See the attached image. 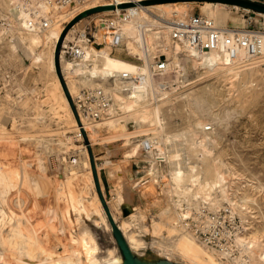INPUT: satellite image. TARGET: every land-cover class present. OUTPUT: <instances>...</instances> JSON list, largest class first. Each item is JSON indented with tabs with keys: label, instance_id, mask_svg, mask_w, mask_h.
<instances>
[{
	"label": "bare ground",
	"instance_id": "bare-ground-1",
	"mask_svg": "<svg viewBox=\"0 0 264 264\" xmlns=\"http://www.w3.org/2000/svg\"><path fill=\"white\" fill-rule=\"evenodd\" d=\"M204 4L205 5L202 6L203 12L206 13L210 19L214 20V22L217 26H224L227 23L229 15L227 13H224L220 8H217L218 6L224 7V6H226V4L210 3V2H205ZM91 5H95V3L91 4ZM171 6H172L171 4H155V5H147V6L141 5L140 3L135 4V7L138 8L137 14L131 20L127 21L126 23H124L122 25L123 36H124L123 42H124L127 50H129L131 53L143 56L142 58L145 57L147 59H148V56L150 58V56L152 55V52H153L152 50H155L158 48H160L158 51H163V52L167 53V58H166L167 69L164 71V72L167 71V73L169 75L167 77H163L160 73L157 76L152 77L151 76V71H152L151 69L156 71V65L153 62H152L153 63L152 65H149V59L147 60L146 65L144 63V66H140L137 64H133V63H128L122 59H118V58L113 57L112 56V50L109 47H101L100 49L99 48L97 49L88 43H86L84 45L81 43L84 54L79 60H74L72 62H66L65 61V59H64L65 58L64 47L67 46V44H68L72 34L74 33V31L78 27L84 25L88 21V19L100 17L102 15L112 14L113 11H110V10L103 11L101 13L94 14L90 17L83 18L79 22H77L67 32V34L64 38L63 44H62V48H61L60 66H61V71H62L63 77H64L65 82L67 84V88L69 90L70 96L73 99V97L77 93V89L79 87L76 88V84L74 83L75 80L73 79L74 82H72L73 81L72 79H71L72 81L69 80L68 75H74L77 77L86 78V80L84 79L85 83L87 82V86L85 85L86 87L104 88L107 91V93H109L111 96L112 106L109 110V114L111 116L107 119L106 122L104 121L105 123H103V127H101L100 124L89 123L86 120H84L83 118H80L81 123H82V127H80V125H78L76 118L74 117V114L70 108L68 99L64 93V90L62 89V86L60 84V80L56 74L55 63H54V54H55L56 45H57L59 38L62 34V31L64 29L63 26L52 25L47 31H42V32L26 31L24 20L12 12L11 0H0V17H5L8 20V25H9V27H7V28L0 29V46L7 47L9 52H10L9 53L10 55L15 54L17 51H20L27 58L33 60V62L36 64H40L43 61H45L44 60L45 56L48 57L47 55L49 54V57H48L49 61L48 62H49L50 68L47 67V64H46V67L49 68V70H52V72L54 73V75H53L55 77L54 88L58 94V96H57L58 97V105H59V107H62L64 109V111L66 112V116L68 118V120H66V121H68L71 125L76 127L78 134H80L81 129H83L86 132L88 139H89L92 146L94 145L95 142L100 141V140H104L103 142H108L109 144L112 142L122 140V141H124L122 146H120V147L116 146L117 148L111 147V149L113 150L115 148L114 150H118L121 154L126 155V157L131 158V157H140L141 156L145 159L148 158L150 160V156L143 152V142H141L139 144L134 143V142L131 143L130 140L137 138V137H140V136L144 137L145 135H151V137L143 138L142 140L147 139L149 142H151L153 147H154L153 151H156V152L161 151L163 153V158H164L165 163L167 165L171 164V166L168 169L169 172L167 171L168 173H165L168 175L167 177L169 178V186H168V188L164 187V189H163L164 191H162V192H164V195L163 194L162 195L166 199L165 201L167 202V204L165 202L166 207L162 208L159 215H157L160 217V221L154 222L152 224V226L147 228L148 231L151 234L156 235V234H158L159 231H161L162 226H165V225L169 226V225L173 224V225H171L172 226L171 228H173L174 231H176V233L178 234V237H177L176 243L174 245H171L170 249H172L173 251L180 254L182 257L189 260L192 264H225L223 262V260L224 259H228V260L230 259L229 256H225L227 253H221L217 250L211 249V248L205 246L204 244H202L200 241H198L197 239H195L192 236V234L188 230L187 225L183 221V217H184V215H186L185 211H184V209H186V207H183V205L186 203L187 204V211H189L191 206H193V204H196V203H193V200L194 201L196 200L198 202L197 206L200 204L199 202L203 201V202L211 205L212 209L214 208L215 210H217L218 207H216L217 206L216 203L218 202V200H216V197L218 195L216 196L215 192L218 190L220 192L221 196L223 198H225L228 203H230V206L233 209L232 211L239 213L241 215L244 212V208L247 207L250 203L254 202L252 199L253 197L251 198L246 193H242V192L241 193L239 192V194L238 193L233 194V191H232L233 197H231V194H230L231 192H229L227 190L228 186L226 185L228 180L226 182L225 176H223L221 173L222 161L216 162L215 159H214V161H211L210 159H208V154H210V153H207L206 150H203L202 148H200V149L198 148L201 153H199L196 156L197 161L193 165H191L189 163L188 164L184 163V161H182V158H181L182 154L180 153L179 148H174L173 150H171V149L169 150L168 146H165V145L172 142L174 139L178 138V139H185L187 141V147H186L185 151H187L189 155H192L193 153L197 154L196 148L194 147L195 141H193L195 139H193V138L198 133L196 134L197 131L193 134H191L190 131L178 132V133L170 132L167 129V126L165 125V123H167V122L162 121L161 117H160V110H161L160 105L162 103H160V105L154 107L153 102L152 103L150 102L148 96L150 94V90L152 91L154 82H156L157 80H164L165 81V80L169 79L173 72L175 73L176 76L179 77V76H182L189 68H196L197 66H203L205 68L206 67L216 68L217 70L220 69L223 72H225V74H226V72H232L235 75H238V73L246 71L245 69H243V67H245V66L247 67V65L256 64V63H259L261 61H264V32L261 34V37H262V47H261L262 56L253 59L249 63H247L245 60L246 56H245L244 51L238 52V58L234 59V60L229 59V57L222 51L208 52V53H203V54H198V53H194V52H187L185 50V48H183L179 45H171V44L169 45L168 44L169 43L168 34H169L170 29L174 27L175 23H177L178 21L186 19V17L188 16V15H185V14H187L186 11L178 10V8L177 9L176 8H169ZM174 6H175V4H173V7ZM235 7H238V6H235ZM128 9H130V8H128ZM147 12H152L155 15H157V17L165 18V19H161V20L166 22V24L163 22L161 23L159 21L152 20L151 17L150 18L148 17ZM183 15H185V16H183ZM157 17H156V19H157ZM171 17H175V18L173 19ZM176 20H177V22H176ZM153 21L157 25H155V28L151 30V28L150 27L148 28V26L152 25ZM140 29H142V30H140ZM100 31L102 33L103 30H100ZM40 34L42 36H45L46 39H42ZM161 38H163V39H161ZM44 40L45 41L48 40V42H50V41L52 42L51 50H50V52L47 51V52H49V53H47V55L44 53V51L38 50L40 48L41 43L42 42L44 43ZM51 42H50V44H51ZM2 50H3V48H2ZM47 50H49V49H47ZM22 53H21V55H22ZM161 55L164 56L166 54L161 53ZM6 57H7V55H6ZM10 57L12 58L13 56H10ZM1 58L2 57L0 56V59ZM17 58H18V56H17ZM151 60H152V58H151ZM9 61H10V59H9ZM40 66L43 67L42 65H40ZM42 69L44 70L46 68H42ZM46 71H43V72H46ZM164 72H162V73H164ZM212 72H213V69H212ZM188 73H190V72H188ZM259 73L260 72H258V74ZM205 74H206V72H205ZM214 74H215V70H214ZM242 74H244V79H248V77L253 75V72H245ZM254 74H255V71H254ZM51 75H52V73H51ZM140 75H145L147 77L145 78V80L143 82L138 83L134 80V77H137ZM201 75L202 74H199L200 77H201ZM46 76H47V73H46ZM44 77H45V75H44ZM44 77L42 79H44ZM187 77H189V76L187 75ZM49 79H51V78H49ZM184 79H185V77H184ZM176 80H177V78H176ZM108 81L113 82V84H114L113 88L106 87L105 83H108ZM102 82H105V83H102ZM45 83L48 84L49 81H48V83L47 82H45ZM51 83H52V81H51ZM160 83H158V84L160 85ZM248 83H250V82H248ZM158 84H156V85H158ZM210 85L212 86V83ZM108 86H109V83H108ZM51 87L53 88L52 85H51ZM51 87H49V88H51ZM126 89L129 91L125 92ZM48 91L46 88V92H48ZM50 92H52V90H50ZM209 93H210V91L206 92V90H205V92L204 91H199L197 93H191L190 92L188 94V98H189L188 99V104H189L188 107L190 108V112H191L190 117L197 122V126L198 127L200 126V128H204V126H206L205 124L207 122H205L206 121L205 119H207V117L208 118L212 117V120H215V121L219 119V116H218L219 113L216 114L213 112V110L211 108H207V106L209 105L208 99L214 97V96H212L213 94H209ZM240 93L242 95H244L245 90H242ZM54 95H56L55 92H54ZM114 95H116L115 104L113 103L114 102V100H113ZM152 96H153V91H152ZM152 96H151V100H152ZM168 96H169V94H168ZM171 96H173V95L171 94ZM57 97H56V99H57ZM241 97H243V96H241ZM53 98H54V96H53ZM53 100H55V99H53ZM51 102H52V100H51ZM165 102L170 103L169 98ZM56 104L57 103H55V106H57ZM113 104H114V107L116 105L117 108H119L121 111H123V113H122V115L124 114L123 116L117 112L118 110L117 111L115 110V108L113 107ZM151 104H153V105H151ZM210 107H212V106H210ZM40 108H41V106H40ZM53 108H54V110L58 111V109H55V107H53ZM180 109H181V107H180ZM170 110H172V109H170ZM37 111H39V110H37ZM37 115H38V113H37ZM254 115L255 114H253V116ZM165 118H167V117H165ZM125 119H134V120H137L138 122H141V123H150L151 128H149L147 130L145 129V131L141 130L142 132L136 131V133H131V134L129 133L128 134V133L120 130V129H122V127H124L121 125V122H122V120H125ZM209 121H210V119H209ZM30 123H32V122H30ZM152 126H154V128ZM185 126H187V123L185 124ZM102 128H105L106 130L111 129V131L112 130L114 131V134L112 133V135L110 134L111 136H109L107 138L100 139L99 138V131ZM202 133L204 134V132H202ZM198 135H200V134H198ZM32 136H33V134H32ZM188 136H190V137H188ZM215 136L216 135L213 134V132L209 136H207V135L199 136L198 140L201 139V141H199L198 144L196 142V144L199 147H201V146L203 147V145H204L203 143H205L207 140H208L207 142H209V140H212ZM36 139L31 137V136L30 137H22L21 140L10 138V140H8L6 143L7 145L4 143L5 146L3 147V145H1L2 147L0 149L2 151V154H3V152H8V151L10 152L11 150H13V151H15L16 155L18 156V154L21 155V153H23V151H24L23 150V147H24L23 143L24 142L32 143L31 144V147H32V145L38 143L36 141ZM5 140H6V137H5ZM41 142L43 143V141H41ZM49 142L50 141H48V143ZM70 144L68 142L66 143L64 140L63 143L60 142V145L58 148H60V150H62V151L66 150L69 148ZM28 145H30V144H28ZM56 145H58V143ZM34 146H33V148H34ZM176 146H178V145H176ZM234 147L237 148V146H235V144H234ZM73 149H74V146H73ZM163 149H166L167 152L163 151ZM27 151L29 152V150H27V149H26V152L24 151L25 154L27 153ZM84 151L86 153V149H84ZM31 152H32V150H31ZM140 152H143V153L141 154ZM187 152H185V154H187ZM236 154H238V153H236ZM22 155H21V157H22ZM86 156L87 157H86L85 164L89 168V173L87 172V174H89V179L91 181L92 187L94 188L95 204H94V207L92 209L89 206H87L88 203H84V204H86V206L83 205L84 207L82 208L80 206V204L82 202H78L74 198L71 200V202H69V207L63 208L64 207L63 206L62 210L58 209L59 208L58 203H57L58 207H56V208H55V206H54V208H52V206L50 208H47L45 201L42 200V202L44 201V206H45V208L43 207L44 208L43 209L42 207H40V205H38V202H37L41 198L38 197L37 200L33 199L36 194L38 196V194L41 193L40 191H42V189H39V193H38V190H36L37 187L34 186L36 184H33V181L35 179H32L31 176L28 175V172L25 169V167H27V166H25L24 163H23V165L20 164L21 168H20V170L18 169L15 171V174L13 175L14 177L3 172L0 168V194L2 197L6 198V199L9 198V196H12V203L13 204H10V207L12 205V209H16V207H17V209L19 210V219L14 224H11V227H10L8 233L2 234L0 236L1 241L5 242L10 247L9 254L8 255H6L7 253L5 254L7 257L11 256L12 260L14 259V261H16L18 264H43V263L44 264H103L106 262H110L112 260L115 262H119V260L117 258H115L114 250H107L106 255L104 257L99 256V251H100L99 244H98L96 238L94 237V235L92 234V232L90 230H88V228L83 229L81 231V233L76 235V236H73L70 232L71 229L74 228V227L71 228V224L75 221L72 217V215H73L72 213L79 211V210L83 211V213H86L88 218H91L90 214L93 211L96 215L99 216L98 219H94V224L96 226H100V224L102 222H104L105 225L108 228H110L108 221L106 219V215L104 213L103 207H102L101 202L99 200L98 194L95 190V185L93 182L92 171H91L90 162H89V156L87 155V153H86ZM196 157H194V158H196ZM19 158H20V156H19ZM29 158H30V156H29ZM237 159H238V157H237ZM190 160H191V158H190ZM38 161H39V166L44 167L43 159L40 158V159H38ZM77 162H78L77 158L71 159L72 164H77ZM5 163H7V162H5ZM5 163H4V165H5ZM108 164H109V162H108ZM34 168H35V166H34ZM226 168H228V167H226ZM4 170H6V168ZM98 170H99V167H98ZM70 171L71 172H70L69 176H72V178H73L76 175L75 169H71ZM158 171H159L158 164H153L152 172L150 174L155 175V173H157ZM112 172H113V170H112ZM60 173H61V170H60ZM45 174L47 176L49 173L46 171ZM112 174L114 176V173H112ZM115 174H116V172H115ZM223 174H224V172H223ZM49 175H51V174H49ZM55 175L56 174H54V176ZM121 175L122 174H120V176ZM52 176L53 175H51L50 177H52ZM54 176H53V178H55ZM79 176H80V174H79ZM116 176L117 175H115V177ZM123 176H125V175H122V177ZM48 177H47V179H48ZM57 177H56L55 181L58 184ZM86 177H87V175H86ZM33 178H34V174H33ZM38 178H40V176ZM61 178H63V175ZM74 178H76V176ZM228 178H229V176H228ZM31 179L33 181H31ZM230 179H231V177H230ZM69 180H70V178H69ZM114 180H115V178H114ZM119 180H120V177H119ZM35 181L37 182L38 180H35ZM35 181H34V183H35ZM50 182L54 183L51 179H50ZM64 182H65V180H64ZM60 183H61V181H60ZM67 183H69V182L67 181ZM117 183H120V182L118 181ZM48 184H49V180H48ZM63 184L65 186V188H63L61 186V189L63 188V192H64V189H66L68 191V188L66 187L67 184L65 185V183H62V185ZM233 184H235V183H233ZM54 185H56V183H54ZM36 186H38V185H36ZM50 187H51V184H50ZM245 187H247V186H245ZM261 187H263V186H260V188ZM70 188H73V186L72 187L70 186ZM101 188L103 190L102 185H101ZM55 189L53 188L52 190H55ZM251 189H252V187H251ZM69 190H71V189H69ZM59 191H60V189H59ZM121 191H122V189H121ZM244 191L245 190H243V192ZM48 192H50V191H48ZM63 192H62V194H63ZM53 193H54V191H53ZM250 193H252V192H250ZM60 194H59V196H60ZM72 194H74L76 196L74 191L72 192ZM40 196L44 197L45 195H43L41 193ZM50 197H52V195ZM120 197H121V195H120ZM149 197H152V194ZM218 198H219V196H218ZM27 199L29 200V203H30V201L32 203L33 207H31L32 209H29V210L34 211L33 214H32V212H31V214L28 213L30 211L27 212L28 209L25 208L26 205L28 204V203L25 204L28 201ZM55 200L53 199V201H55ZM39 201H41V200H39ZM121 201H122V199H121ZM221 201H222V199H221ZM56 202H57V200H56ZM93 202L94 201L92 199V204H93ZM122 202L124 203V201H122ZM7 203H8V201H7ZM61 203H62V201H61ZM42 204H41V206H42ZM49 204L50 203H48V205ZM219 204H220V202H219ZM24 208H25V210H24ZM60 209H61V207H60ZM191 210H193V209H191ZM215 210H212V211L215 212ZM245 211H247V209ZM249 212H250V214H253V213H251V211H249ZM190 213H191V211H190ZM11 214H12V211H11ZM12 217L15 218L16 215L14 216L12 214ZM113 217L116 220L114 214H113ZM241 218H242V222L244 221L246 223V225L242 229H240L241 231L239 232V234L236 235V242L243 246V252H241L240 255L243 253L244 254L247 253L248 260H243V256L242 257L236 256V258H234V261L236 260L237 264H247V263L248 264H254V263H252L253 262L252 259L253 260L257 259L259 262H261V264H264V243L261 240V238L264 236V233L262 234V231H264V216H262L263 224L259 228H257V227L254 228L253 226H251L246 215L241 216ZM76 222H77V220H76ZM122 226L123 225H120V228L122 230L125 226L127 227V225H125L124 227H122ZM170 233L172 234V232H169V235H170ZM127 240L131 244V246L135 247V248L136 247L139 248L143 245L142 240L135 238V237H129ZM161 242H163V241H161ZM23 246H25L27 249L26 250L23 249ZM58 247H62L63 251L58 252V250H57ZM255 249L259 250L258 254L255 253ZM9 258L7 259L5 257L4 259H7V261L9 260V262H10L11 258L10 259ZM23 258H26L28 262L25 261ZM226 264H227V262H226Z\"/></svg>",
	"mask_w": 264,
	"mask_h": 264
},
{
	"label": "rangeland",
	"instance_id": "rangeland-1",
	"mask_svg": "<svg viewBox=\"0 0 264 264\" xmlns=\"http://www.w3.org/2000/svg\"><path fill=\"white\" fill-rule=\"evenodd\" d=\"M250 1H254V2H257L260 4H264V0H250ZM204 3L205 2H202V3L201 2H186V3L185 2H182V3L176 2V3H166V4L172 5L169 8H176V9L178 8V10L186 11L187 14H185V15L200 14V15H204V16L209 17L202 10V6L205 5ZM173 4H175L174 7H173ZM217 8H220L224 13H227L229 15L227 23L224 26H218V27H235V28L245 27V28H249V29H253V30H260V31L264 32V14L255 12V11L250 10V9H244L241 7H235V6H230V5H226L224 7L218 6ZM147 15L149 18L151 17L152 20H156V21H159L161 23L163 22L166 24V22L161 20V19H165L163 17H157V15H155L152 12H147ZM185 15H183V16H185ZM111 16H112V14H107V15H102L100 17L88 19V21L84 25L78 27L74 31L69 42L73 39V37L77 31L81 30L82 28H85L89 23L92 22V24H94V22H98V19H100V18H103V19L111 18ZM156 17H157V19H156ZM0 18H5V17H0ZM171 18L174 19L175 17H171ZM155 25H157V24L154 23V21H153V24L149 25L148 28L150 27L152 30L155 28ZM61 26H63V25H61ZM65 26H64V28H65ZM41 37H42V39H46L45 36L41 35ZM161 39H163V38H161ZM47 42H48V40L47 41L44 40V43L42 42L40 45V48L38 49L40 51H44V53L46 55H47V53L50 52L51 46H52L51 41H50L51 44H50V42H48V43ZM93 47H95V46H93ZM101 47H107V46H100V47H95V48L100 49ZM2 48H3V50H2ZM47 49H49V50H47ZM159 49L160 48L152 50L154 53L152 52V55L149 58V62L150 61L153 62L154 60L153 59L151 60V58L156 57V56L158 57L159 55H161V53L166 54L164 56H166V58H167V53L163 52V51H158ZM47 51H49V52H47ZM19 52L20 51H17L15 54L10 55L9 54L10 52H9L7 47L0 46V56L2 57L0 59V138H1L0 139V148L2 147L1 145H3V147H4L5 144L7 143V141L10 140V138L21 140L22 137H30L31 136L35 139L37 138L36 141L38 143L34 144L35 146L32 145V147H31L32 143L24 142L23 143V146H24L23 150L26 152V149H27V150H29V152L27 151L28 154L27 153L25 154V152L22 150L24 153V154L21 153V155L23 154L22 157L20 154H18V156H17L15 151H13V150H11L10 152L9 151L3 152V154H2V151L0 149V168L3 172L14 177L13 175L15 174V171L18 169L20 170L21 165H23V163H24L25 166H27V167H25V169L28 172V175L31 176L32 179L38 180L37 182L34 180L35 181V183H34V181L31 179V181H33V184H36L39 186L38 187V186L34 185L35 187L38 188V189L36 188V190H38V193H39V189H42V191H40V192L43 195H45L44 197H42V196H40L41 193H39L38 196L36 194L35 197L33 198L35 200H37L38 197L41 198V199H39L41 201L38 200L37 202H38V205H40V207H42V208L43 207L45 208V206H44V201H45L47 208H50L51 206H52V208H54V206L56 208V207H58V205H57V203H58L59 204L58 209L62 210L65 207H69V202H71V200L74 198L76 201L82 202L80 204V206L82 208L84 206H86V204H84V203H88L87 206H89L92 209L94 207V204H95V197H94V188L92 187L91 181L89 179V174H87V172L89 173V168L85 164L86 157H87L86 153L88 155L87 146L84 142L81 131H80V134H78L76 127L71 125L68 121H66V120H68V118L66 116V112L64 111V109L62 107H59V105H58V97H57L58 94L54 88V80H55V77L53 76L54 73L52 72V70H49V68H50L49 62H48L49 61V59H48L49 54L47 55L48 57L45 56V59H44L45 61H43L40 64H36L33 62V60L27 58L22 52H20V53ZM21 53H22V55H21ZM117 53H120L121 55L125 56L128 60L131 61V62L126 61L128 63H133V64H137L140 66H144L143 60L147 61V59H145V57L142 58L143 56L136 55L134 53H131L129 50H127L124 42L120 47L113 50L112 56L117 58ZM6 55H7V57H6ZM10 56H13V57L11 58ZM17 56H18V58H17ZM260 56H262V54ZM9 59H10V61H9ZM64 59L66 62L74 61L71 57H69L66 54H65ZM153 63L155 64V62H153ZM46 64H47V67H49V68L46 67ZM40 65H42L43 67H41ZM42 68H46V69L43 70ZM212 69H213V72H212ZM243 69H245L246 71L240 72V73H238V75H235L232 72H226V74H225V72H223L220 69L217 70L216 68H209V67L205 68L203 66H197L196 68H189L187 71L190 73H188L186 71L182 76H179V77L176 76L175 73L173 72L169 79H167L165 81L164 80H157L156 82H154V85L152 88L154 97L152 96L151 90H150V94L148 96L150 102L151 103L153 102L154 107L158 106V105H160V103H162L160 105V109H161L160 110V117H161L162 121L167 122V123H165V125L167 126V129L170 132L178 133V132L190 131V133L193 134L197 131L196 134L197 133L200 134V135L197 134L193 138V139H195L193 141H195L194 147L196 148L197 154L193 153L192 155H189L188 152L185 151L186 147H187V141L185 139L176 138L173 140L174 142L172 141V142L168 143L167 145H165V146H168L169 150L170 149L173 150L174 148H179L180 153L182 154V157H181L182 161H184V163H187V164L189 163L191 165L196 163V161H197L196 156L199 153H201L199 151V149L202 148L203 150H206L207 153H210V154H208V159H210L211 161H214V159H215L216 162L222 161L221 173L223 176H225L226 182L228 180L226 185L228 186L227 190L229 192H231L230 193L231 197H233L232 191H233V194H237V193L239 194V192L240 193L242 192V193H246L251 198L253 197L252 199L254 202L250 203L247 207H245L247 209V211H245L246 209L244 208L243 214L240 215L239 213H236L233 211V214L235 215V219H236L235 223H233V225H232L234 232H236L239 227H240V229H242L246 225V223L244 221L242 222L241 216L246 215L251 226H253L254 228H256V227L259 228L263 224L262 216H264V212H263L264 211L263 210L264 209V70H263L264 69V61H261V62L256 63V64L247 65V67L245 66V67H243ZM214 70H215V74H214ZM43 71H46V72H43ZM204 71L206 72L207 75L205 74ZM254 71H255V74H254ZM245 72H253V75L250 76L251 78L248 77V79H244V74H242V73H245ZM258 72H260V73L258 74ZM46 73H47L48 77L46 76ZM51 73H52V75H51ZM160 74L163 77L169 76L167 71L164 73H160ZM199 74H202L201 77L199 76ZM44 75H45V77H44ZM187 75L189 77H187ZM43 77H44V79H42ZM184 77H185V79H184ZM49 78H51V79H49ZM68 78H69V80H71V79L75 80V82H74V80L73 81L71 80V81L76 84V88L79 87L77 89V92L81 88H87L86 87L87 82L85 83L86 78H84V77L81 78V77H77L74 75H68ZM176 78H177V80H176ZM252 79L253 80L255 79V80L253 81ZM50 80L52 81V83ZM48 81H49V83H48ZM45 82H47L48 84H46ZM248 82H250V83H248ZM102 83H105V82H102ZM108 83H109V86H108ZM108 83H105L106 87H108V88L114 87V84L112 81H108ZM158 83H160V85ZM211 83H212V86L210 85ZM156 84H158V85H156ZM51 85L53 86V88L51 87ZM48 86L51 88H49ZM46 88H47V91L49 90L48 92H46ZM102 89H104V88H102ZM241 89L245 90L244 95H242L240 93L242 91ZM50 90H52V92H50ZM205 90H206V92L210 91L209 94H213L212 96H214L213 98L208 99L209 100L208 101L209 107L207 106V108H211L213 110V112L216 114L219 113L218 114L219 119L215 121V120H212V117L211 118L207 117V119H205L206 120L205 122H207L205 124L206 126H204V128H200V126L199 127L197 126V122L190 117L191 112H190V108L188 107V105H189L188 104V99H189L188 94L190 92L191 93H197L199 91L205 92ZM54 92L56 93V95H54ZM168 94H169V96H168ZM171 94L173 96H171ZM150 95L152 96V100H151ZM53 96H54V98H53ZM241 96H243V97H241ZM56 97H57V99H56ZM168 98L170 100V103L165 102V101H167ZM53 99H55V100H53ZM51 100H52V102H51ZM113 100H114L113 103L115 104L116 95H114ZM55 103H57L56 104L57 106H55ZM114 104H113V107H114ZM153 104H151V105H153ZM40 106H41V108H40ZM210 106H212V107H210ZM53 107H55V109H58V111L54 110ZM180 107H181V109H180ZM114 108L116 111L118 110L117 112L119 114L122 115L123 111H121L119 108H117L116 105ZM170 109H172V110H170ZM37 110H39V111H37ZM37 113H38V115H37ZM253 114H255V115L253 116ZM165 117H167V118H165ZM209 119H210V121H209ZM104 121L106 122L107 119H105ZM104 121L94 122V123L100 124L101 127H103V123H105ZM30 122H32V123H30ZM186 123H187V126H185ZM121 125L124 127H122V129H120V128L119 129L121 131L128 133V134L129 133L130 134L136 133V131L142 132L141 130L145 131V129L147 130V129L151 128L150 123H141V122H138L137 120H134V119L122 120ZM154 126H152V127L154 128ZM208 127L210 128V131L209 130L205 131V129ZM112 131H111V129H107V130L105 128L100 129L99 138L103 139V138H107V137L111 136L112 133L114 134V131L113 132ZM202 132H204V134ZM212 132L216 136L212 140H209V142H207L208 141L207 140L205 143H203L204 144L203 147L202 146L199 147L197 145L198 142L201 141V139L198 140L199 136H202V135L203 136L204 135L209 136V135H211ZM32 134H33V136H32ZM5 137H6V140H5ZM149 137H151V135H145L144 137L140 136V137H137V138L130 140V142L131 143L134 142V143L139 144L143 141L142 140L143 138H149ZM188 137H190V136H188ZM64 140L66 143L67 142L69 144L71 143L69 148H68L69 150L66 149V150L62 151V150H60V148H58L60 145V142L63 143ZM41 141H43V143ZM48 141H50V142L48 143ZM103 141L104 140H100V141L95 142L94 145L92 146V148H93L94 155L96 157V161L99 162V164H98L99 170L98 171H99V173H100V171L102 173V179H103V183L105 185V187L103 186V192L105 193L108 202H110V204L112 205V207L115 211L114 216H115L116 220L120 223V225H123L122 227L127 225V227L125 226L122 231L124 232L126 239H128L129 237L138 238L136 233L133 231V226H134L135 222L139 221V219L141 217H142L143 221L148 218V222L146 224H144L143 226H141L140 229L143 228L142 231L149 233L151 235V233L146 229V226H148L150 224H151L150 226H152V224L154 222H159L160 217L157 215H159L162 208L166 207L167 202L165 201L166 199L163 197L164 192H162V191H164L163 190L164 187L168 188V186H169V178L167 177L168 175L165 173L169 172L168 169L171 166V164L167 165L165 163V161L163 163H156L152 158H150V160H149L148 158L145 159L141 156L140 157H131V158L126 157V155L121 154L118 150H114L115 148L122 146L124 141L119 140L116 142H112L110 144L108 142H103ZM196 142H197V144H196ZM57 143H58V145H56ZM28 144H30V145H28ZM234 144H235V146H237V148L234 147ZM176 145H178V146H176ZM33 146H34V148H33ZM73 146H74V149H73ZM111 147L112 148L115 147V148L112 150ZM84 149H86V153H85ZM31 150H32V152H31ZM163 151L167 152L166 149H163ZM184 151L187 152V154H185ZM140 153L142 154L143 152H140ZM236 153H238L239 155ZM19 156H20V158H19ZM29 156H30V158H29ZM110 157H118V159L112 160V159H110ZM194 157H196V158H194ZM237 157H238V159H237ZM37 158L43 159L44 167L39 166V161ZM75 158L78 159V162H77V164H72L71 159H75ZM190 158H191V160H190ZM117 160H119V162H113V163L110 162V161H117ZM5 162H7V163H5ZM107 162H109V164ZM4 163H5V165H4ZM153 164H158V166H159V171L157 172L158 174L157 173H155V175L150 174L152 172ZM111 165H112V167H111ZM34 166H35V168H34ZM4 167L6 168V170H4L5 169ZM226 167H228V168H226ZM71 169H75L76 178H74L75 176L73 178H72V176H69ZM107 169L109 171H111V175H112V179H113V188H111V186H110V184H111L109 182L110 178L109 177L107 178V176L105 174ZM60 170H61V173H60ZM112 170H113V172H112ZM46 171L53 176H54V174H56L54 176L55 178H53V176L50 177L51 175H49V174L46 176V174H45ZM114 171L116 172V174ZM127 171L132 172V174L135 173V171H136V173L138 174V179H136L134 181L127 180V178H126V172ZM222 171L224 172V174ZM112 173H114V176ZM121 173H122V175H125V176H123V177L120 176ZM33 174H34V178H33ZM79 174H80V176H79ZM62 175H63L64 179L61 178ZM86 175H87V177H86ZM115 175H117V176L115 177ZM39 176H40V178H38ZM118 176L120 177V180H119ZM228 176H229V178H228ZM47 177H48V179H47ZM56 177H57V181H58L59 185L55 181ZM113 177L115 178V180ZM230 177H231V179H230ZM49 178L54 183H56L57 186L54 185V183L50 182ZM69 178H70V180H69ZM48 180H49V184H48ZM59 180L61 181V183ZM64 180H65V182H64ZM67 181L69 183H67ZM118 181L120 183H117ZM62 183H65V185L67 184L69 186L68 187L66 185V187L68 188V191L71 194L66 189H64V192H63V188H65V186H64V184L62 185ZM233 183H235V184H233ZM50 184H51V187H50ZM244 185L247 187H245ZM61 186L63 187L62 189H61ZM70 186L71 187L73 186V188H70ZM260 186H263V187L260 188ZM52 187L54 189L55 188L56 189L52 190L53 189ZM251 187H252V189H251ZM133 188L135 189L134 193L136 194V197H135L136 200L139 199V201L142 203L139 202V206H137V211L133 212V214L129 218L125 219L126 217H124V215L121 213V211L118 209L116 210L115 202L117 199L119 204L123 203L122 201H124L125 203H130L133 199L132 198L133 197V192H132ZM59 189H60V191H59ZM69 189H71L72 191ZM121 189H122V191H121ZM243 190H245V191L243 192ZM48 191H50V192H48ZM53 191H54V193H53ZM73 191L77 197L74 194H72ZM62 192H63V194H62ZM250 192H252V193H250ZM215 193H216L215 194L216 196L217 195L219 196V198H218V196L216 197V200H218V202L216 203L217 204L216 207H218L217 210H215L214 208L212 209L211 205H209L208 203H205L203 201L199 202L200 204L197 206L198 202L196 200L195 201L193 200V203H196V204H193V206H191V208H190L191 213L193 211H195L196 209L197 210L200 209L201 206L206 207V210L209 211L210 213H215V212L223 209L224 207L230 206V203H228L226 201V199L221 196V194L218 190ZM59 194H60V196H59ZM151 194H152V197H149V196H151ZM51 195H52V197H50ZM120 195H121V197H120ZM53 199L54 200L56 199L57 202H56V200L53 201ZM92 199L94 201L93 204H92ZM121 199H122V201H121ZM221 199L223 202L221 201ZM42 200H44V201L42 202ZM7 201H8V203H7ZM61 201H62V203H61ZM165 202H166V204H165ZM219 202H220V204H219ZM40 203L41 204L43 203L42 206ZM48 203H50V204L48 205ZM10 204H13L12 203V196H9V198L6 199V198L2 197L0 194V236L2 234L8 233V231L11 227V224H14L19 219V210L17 209L16 206H15L16 209H12V205L10 207ZM25 204H27L25 207L26 209H28L27 212L30 211L28 213L31 214V212H32V214H33L34 211L29 210V209H32L31 207H33L31 201L29 203V200H28ZM60 207H61V209H60ZM183 207H187V204L185 203L183 205ZM25 208H24V210H25ZM191 209H193V210H191ZM212 210H215V212ZM11 211H12V214L14 216L16 215L15 218L12 217ZM249 211H251V213H253V214H250ZM189 213L190 212H188V213L185 212V214H189ZM72 214H73L72 217L75 221L71 224V228H73V227L74 228L71 229L70 232L73 236L80 234L83 229L88 228V230H90L92 232V234L94 235V237L96 238V240L99 244V247H100L99 256L100 257H104L106 255L107 250H115L114 247H116V245H115L114 240L111 236V233L108 231V230H110V228H108L104 222H102L100 224V226H96L94 224V219L99 218L98 215H96L92 211L90 214L91 218H88L86 213H83V211H81V210L73 212ZM76 220H77V222H76ZM171 225H173V224H171ZM171 225L162 226V228L163 227L164 228L163 229L161 228V231H159L160 233L158 232V234H156V236H159V237L166 236L168 240L174 241V239H169V237L172 235H178V234L176 233V231H174L173 228H171L172 227ZM169 232H172V234L170 233V235H169ZM263 233H264V231H262V234ZM150 238L151 237H148L147 239H145V241L151 240ZM138 239H140V238H138ZM261 240L264 243V236L261 238ZM160 241H161V239H160ZM164 243L171 246V245H174L176 243V241H174L172 243H169V242H164ZM8 247L9 246L5 242H2L1 238H0V264H12V263L18 264L16 261H14V259L12 260L11 256H8V257L6 256L9 254V250H10V247L9 248ZM23 249L26 250L27 248L25 246H23ZM57 250H58V252L63 251L62 247H58ZM235 250H236L235 257L230 258L229 260L224 259L223 262L225 264H226V262H227V264H233V263L237 264L236 260L234 261V258H236V256H241V257L243 256V260H248L247 253H245V254L243 253L240 255V253L243 252V246L242 245L237 243ZM255 253L258 254L259 250L255 249ZM5 257L7 259L10 257L11 258V259L9 258L10 262H9V260L7 261V259H4ZM23 259L25 261H27L26 258H23ZM252 261H253L252 263H254V264H261V262H259L257 259H254V260L252 259Z\"/></svg>",
	"mask_w": 264,
	"mask_h": 264
},
{
	"label": "built area",
	"instance_id": "built-area-1",
	"mask_svg": "<svg viewBox=\"0 0 264 264\" xmlns=\"http://www.w3.org/2000/svg\"><path fill=\"white\" fill-rule=\"evenodd\" d=\"M142 1L145 0H11V7L12 12L24 20L27 31L42 32L47 31L52 25H63L64 28L69 21L85 10L101 5H114L116 8L111 18H100L94 24L89 23L85 28L77 31L73 39L64 47L66 55L73 60H79L84 54L81 43L95 47L107 46L111 50L120 47L124 41L122 25L137 14L138 8L122 10L118 9V6L124 3L138 4ZM94 3L95 5H91ZM8 26V20L0 18V29ZM100 30H103L102 33ZM262 33L260 30L245 27H218L209 17L192 14L174 24L169 31L168 41L171 45L185 48L187 52L203 54L222 51L231 60L237 59L238 52L244 51L245 60L249 63L262 54ZM152 59L156 71L151 69V76L155 77L167 69V60L163 55ZM144 63L146 64L147 61L144 60ZM152 64L150 61L149 65ZM146 77L140 75L134 77V80L140 83ZM73 101L80 118L89 123L104 121L110 117L111 96L102 88H81L73 97ZM142 142L144 153L156 163L164 162L161 151H153L154 147L147 139ZM184 211L188 213L190 209L187 211L186 207ZM235 220L231 206L215 213H210L206 207H201L183 217L184 223L195 239L211 249L227 253L225 256L229 258L236 255V235L241 231L240 227L236 232L233 231L232 225Z\"/></svg>",
	"mask_w": 264,
	"mask_h": 264
},
{
	"label": "water",
	"instance_id": "water-1",
	"mask_svg": "<svg viewBox=\"0 0 264 264\" xmlns=\"http://www.w3.org/2000/svg\"><path fill=\"white\" fill-rule=\"evenodd\" d=\"M176 2L221 3V4L230 5V6H238L244 9H250L255 12L264 14V4H260V3L250 1V0H145V1L140 2V4L147 6V5L176 3ZM133 7H135V3H124V4L119 5L118 9L124 10L128 8H133ZM115 8L116 7L114 5H101V6H97V7H93L91 9L85 10L84 12L80 13L65 26L59 38V41L56 45L55 54H54L56 74L60 80L64 93L68 99V102L74 114V117L76 118V121L78 125H80V127H82V123H81L78 111L75 107L73 99L70 96L69 90L67 88V84L65 82V79L61 71L60 54H61L62 44H63L64 38L67 32L81 19L90 17L94 14H98L103 11H108V10L114 11ZM81 133H82L84 142L87 146V152L89 156V162H90V167L92 171V177H93V182L95 185V190L98 194L99 200L101 202L104 213L106 215V219L110 227V230L108 231L111 233V236L116 245V247H114L115 249L114 255H115V258L119 260V262H115L112 260L110 262H106L103 264H192L189 260H187L186 258L182 257L177 252L170 249L171 248L170 245L163 243V242L172 243L176 241L177 240L176 237H178V235L170 236L169 239H174V241H172V240H168L166 236L159 237L156 235L154 236L153 234L150 235L149 233L142 231L143 228L140 229L141 226H143L144 224L148 222V218L143 221L141 217L139 221L135 222L133 226V231L136 233L137 237L142 240L143 245L139 248L138 247L135 248L131 246V244L126 239L122 229L120 228V225H119L120 223L114 219L110 206L108 204L106 195L101 188L100 176H99V171H98V163L96 161V157L94 155L92 145L88 139L86 132L83 129H81ZM135 197H136L135 194H133L132 201L135 200V202L138 203L139 199L136 200ZM132 201L130 203L124 202L122 204H119L117 201L116 205L118 206L130 205ZM137 206L138 205L132 206L130 210H127L129 211V213L127 214L124 211L122 212L124 217H126L125 219L129 218L133 214V212L137 211ZM150 225L146 226V229ZM148 237H151L150 238L151 240L145 241V239H147ZM160 239L163 242H161Z\"/></svg>",
	"mask_w": 264,
	"mask_h": 264
},
{
	"label": "crops",
	"instance_id": "crops-1",
	"mask_svg": "<svg viewBox=\"0 0 264 264\" xmlns=\"http://www.w3.org/2000/svg\"><path fill=\"white\" fill-rule=\"evenodd\" d=\"M112 52H113V50H112ZM117 58L122 59V60H125V61H128V62H131L130 60H128L125 56L121 55L120 53H117ZM97 159H98V158H97ZM110 159H112V160H113V159H118V157H110ZM98 161H99V160H98ZM120 161H121V160H120ZM110 162H111V163H113V162H119V160H117V161H110ZM97 163L99 164V162H97ZM107 163H108V162H107ZM111 167H112V165H111ZM113 169H114V168H113ZM115 170H116V169H115ZM105 174H106L107 178H108V177L110 178V180H109V182L111 183L110 186H111V188H113V179H112L111 171H108V169H107V171L105 172ZM121 174H122V173H121ZM99 176H100V183H101V185L105 187V185H104V183H103V179H102V173H101V171H100V173H99ZM121 176H122V175H121ZM126 178H127V180H129V181H134V180L138 179V174L136 173V171H135V173H133V174H132V172L127 171V172H126ZM107 183H108V182H107ZM134 191H135V189L133 188V189H132L133 194H135ZM135 196H136V194H135ZM116 202H117V199H116ZM116 202H115V208H116V210L119 208L118 210H120L121 213L124 211V212H126V214H127V213H129V211H127V210H130V209L132 208V206H135V205H138V206H139V202H140V201H138V203H136L135 200H133L132 203H131L130 205H123V206H118V205H116ZM140 203H142V202H140ZM108 204H109V206H110L111 212L114 214L115 211H114L112 205L110 204V202H108ZM122 214H123V213H122Z\"/></svg>",
	"mask_w": 264,
	"mask_h": 264
}]
</instances>
